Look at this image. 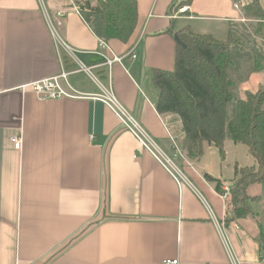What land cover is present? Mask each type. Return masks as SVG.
<instances>
[{
  "label": "crops",
  "instance_id": "1",
  "mask_svg": "<svg viewBox=\"0 0 264 264\" xmlns=\"http://www.w3.org/2000/svg\"><path fill=\"white\" fill-rule=\"evenodd\" d=\"M135 1L136 29L127 43L109 41L122 60L108 68L95 54L99 38L74 9L77 0H0V264H228L202 200L219 221L223 203L205 175L232 188L235 168L254 164L247 147L226 132L224 157L206 143L198 162L175 159L187 179L178 180L95 98L99 87L74 73L57 38L172 155L167 133L179 144L181 124L175 115L157 113L152 71L173 70L184 28L218 41L239 39L264 59V39L253 35L242 15L251 0H242L241 11L233 8L237 0H192L176 15L170 5L177 0ZM62 70L80 96L40 101L22 90ZM253 77V89L243 83L242 94L227 104V122L238 100L264 87V65L254 66ZM12 137L21 138L19 151ZM262 194L260 185L248 189L253 198ZM252 206L259 215L226 224L227 233L241 264H264L258 240L263 207Z\"/></svg>",
  "mask_w": 264,
  "mask_h": 264
},
{
  "label": "trees",
  "instance_id": "2",
  "mask_svg": "<svg viewBox=\"0 0 264 264\" xmlns=\"http://www.w3.org/2000/svg\"><path fill=\"white\" fill-rule=\"evenodd\" d=\"M79 4L82 18L91 31L100 39L127 43L137 25L135 0H96L94 5L87 0ZM263 0H251L242 8V15L250 21V29L257 38L264 39ZM192 0H177L170 5V13L191 5ZM92 20V21H90ZM237 51H250L255 68L261 67L262 56L245 42L228 37L218 41L210 35H195L184 28L177 34L174 68L172 71H152L153 85L159 91L156 111L160 115H175L179 118L183 137L180 149L189 161L198 162L204 145H213L224 157L226 132L236 145L247 147L254 164L235 168L234 186L225 212V223L248 216L257 217L253 204L264 209V87L255 93H247L236 103V114L226 121L227 104L231 101V82L228 69ZM215 183V191L221 192V183L205 175ZM260 185V197L248 195L250 186ZM259 245L263 249L264 232L261 229Z\"/></svg>",
  "mask_w": 264,
  "mask_h": 264
},
{
  "label": "built area",
  "instance_id": "3",
  "mask_svg": "<svg viewBox=\"0 0 264 264\" xmlns=\"http://www.w3.org/2000/svg\"><path fill=\"white\" fill-rule=\"evenodd\" d=\"M241 2L242 0L235 1L233 4V8L235 10L241 11ZM74 9L81 16L79 8L74 7ZM187 9L188 7L184 6L177 11V14H183L187 11ZM63 15L64 14L61 12L57 14V16L59 17H62ZM83 21L88 25V23L84 19ZM52 34L55 35L54 31L52 32ZM57 40L62 46V48L67 52L70 60L74 63L76 67L74 73H79V72L84 73L86 76H88V78L92 82L97 84V86L99 87L100 94L95 96V98L101 99L110 108H112L113 111L122 121L124 127L134 135L138 143L142 147L147 149L149 152H151V154L161 164H164L165 167L170 170L173 176H175V178H177L180 181H187L186 176L184 175L179 165L175 162V159H180L188 165L190 164V161L181 151L180 145L177 143L174 137H172L169 133H167L170 141L172 142V151H173V154L169 155L159 147V145L155 142V140H153L149 136V134L143 129L140 123L120 104V102L114 96L112 90L110 88H105L101 85V83L98 81V79L92 72L93 67H89L83 64L77 57V52L70 49L60 39L57 38ZM95 54L103 61V65L107 66L108 68H110L114 63H120L122 60L120 57L116 56L113 53L109 43L104 39H100V38L98 39V50L95 52ZM130 56L131 58H135L133 54H131ZM69 74L70 73L62 70L59 75L28 84L25 87H22V90L33 93L36 96V98L40 101L59 100L71 96H80V94L69 85L67 81V76ZM61 81L65 83L66 89L62 87L60 83ZM10 141L13 144L15 150L19 151L21 149L22 140L20 137H12L10 138ZM218 196L221 199L223 203L224 211L226 212L227 205L230 199V189L227 186L222 185L221 192L218 193ZM202 201L206 205L210 217L214 222V225L218 233L219 241L225 251L228 264H241L229 239L225 218H222L221 221L217 220L212 215V211L210 207L206 204L204 199ZM161 264H178V260H165Z\"/></svg>",
  "mask_w": 264,
  "mask_h": 264
},
{
  "label": "rangeland",
  "instance_id": "4",
  "mask_svg": "<svg viewBox=\"0 0 264 264\" xmlns=\"http://www.w3.org/2000/svg\"><path fill=\"white\" fill-rule=\"evenodd\" d=\"M90 3H95L96 0H87ZM79 4H83V0H77ZM244 17V16H243ZM92 21V20H90ZM261 54H263L262 49L258 50ZM234 61V65L231 66L228 69V78L231 82L230 92L232 95V99L236 100L239 95L242 94L243 90V83L247 82L248 86L246 85V88L249 89V87H254L255 81H257V77H253L249 79V74L254 70L255 62L253 54L250 51H237L234 53L232 57ZM264 65V59H261V66ZM245 89V88H244ZM170 126L172 128H176L175 122L172 121V119H169ZM181 144V141L179 142V145ZM243 150H246L245 146H241ZM250 156V154H249ZM231 189L230 187H228ZM260 219L263 227L264 232V209L262 208V213H260ZM264 249V242L262 244Z\"/></svg>",
  "mask_w": 264,
  "mask_h": 264
}]
</instances>
